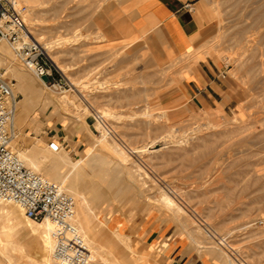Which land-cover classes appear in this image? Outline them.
I'll return each instance as SVG.
<instances>
[{
    "label": "rangeland",
    "instance_id": "1",
    "mask_svg": "<svg viewBox=\"0 0 264 264\" xmlns=\"http://www.w3.org/2000/svg\"><path fill=\"white\" fill-rule=\"evenodd\" d=\"M140 1L24 2L28 27L47 54L66 68L60 71L71 87L43 85L2 42L8 53H0V78L9 85L7 102L15 108L11 146L17 154L39 152L43 165L51 158L61 161L73 189L96 206L94 227L103 238L106 258L117 256L119 264H157L137 228L111 227L116 213L136 223L161 216L186 231L199 249L217 250L224 264H264V0H202L209 32L201 53L179 59L163 37L138 38L133 31ZM201 58L225 73L223 101L210 105L189 96L171 101ZM25 72L34 90L30 101L17 80ZM48 121L64 128L68 139L78 129L85 138L74 144L76 149L53 151L50 140L57 138L48 137ZM165 195L182 209L170 207ZM5 212L0 210V230L11 231L23 257L8 260L3 240L0 264H38L42 240L29 234L21 209L10 219Z\"/></svg>",
    "mask_w": 264,
    "mask_h": 264
},
{
    "label": "built area",
    "instance_id": "2",
    "mask_svg": "<svg viewBox=\"0 0 264 264\" xmlns=\"http://www.w3.org/2000/svg\"><path fill=\"white\" fill-rule=\"evenodd\" d=\"M186 8L193 10L191 4ZM22 0H0V44L7 42L16 58L45 86L68 90L71 83L29 29ZM47 77L48 81H44ZM9 85L0 78V203L11 202L36 222L51 221L53 257L59 264H88L90 249L76 226V200L61 185L25 165L11 146L15 108L7 102ZM53 151L60 146L50 143Z\"/></svg>",
    "mask_w": 264,
    "mask_h": 264
},
{
    "label": "crops",
    "instance_id": "3",
    "mask_svg": "<svg viewBox=\"0 0 264 264\" xmlns=\"http://www.w3.org/2000/svg\"><path fill=\"white\" fill-rule=\"evenodd\" d=\"M186 4H191L193 10L186 8ZM205 13L206 5L202 0H142L134 9L132 28L138 38L163 37L172 56L179 59L195 52L201 53L199 49L209 32ZM202 58L192 71H187L188 78L181 82L183 89L173 93L171 101L177 102L187 96L192 101L210 105L223 101L228 89L226 75L210 60ZM57 124L53 121L47 123L48 137L57 138L50 143L58 144L59 150L76 149L78 145L74 144L85 138L82 130L78 129L72 139H68L67 131ZM111 216L113 229H138L140 241L148 246L157 264H224L217 250L199 249L186 231L161 216H148L137 223L127 215L112 213Z\"/></svg>",
    "mask_w": 264,
    "mask_h": 264
},
{
    "label": "bare ground",
    "instance_id": "4",
    "mask_svg": "<svg viewBox=\"0 0 264 264\" xmlns=\"http://www.w3.org/2000/svg\"><path fill=\"white\" fill-rule=\"evenodd\" d=\"M38 0H22V2H37ZM241 2V1H240ZM25 4V3H24ZM259 4V3H258ZM241 7V6H240ZM248 9V8H247ZM263 9V8H262ZM28 12V11H27ZM257 13V12H256ZM27 14V13H26ZM207 14V13H205ZM262 14V13H261ZM251 17V16H250ZM263 17V16H261ZM260 17V18H261ZM263 19V18H262ZM261 21V20H260ZM264 22V21H263ZM262 24V23H261ZM255 25V24H254ZM260 25V24H259ZM261 26V25H260ZM253 27V26H252ZM30 29V27H29ZM252 32V31H251ZM247 33V32H246ZM263 39V38H262ZM39 40V39H37ZM2 45V44H1ZM5 46H2L0 47V53L2 55H5L6 52L8 53V51H6V47L4 48ZM8 47V46H7ZM47 50L50 48V46L47 45V47H45ZM257 48V47H256ZM263 50V49H262ZM258 52V51H257ZM198 53V52H197ZM252 53V52H251ZM264 54V53H263ZM257 55V54H256ZM50 56V55H49ZM53 56V55H52ZM52 56H50V58L53 60ZM253 56V55H252ZM251 56V57H252ZM258 56V55H257ZM57 58V57H56ZM56 58H54L55 60H53V62L55 63V65L61 70V71H64V66L62 65V63L58 62L56 60ZM10 59V58H9ZM9 66V65H8ZM255 66V65H254ZM263 71V70H262ZM30 73V72H29ZM65 74V73H64ZM258 74V73H257ZM68 76V75H67ZM71 77V76H70ZM18 80V85L20 86L21 90H22V93L24 95V98L27 100V101H30V100H33L34 99V90L32 89L31 87V77L29 76L28 73H20L19 74V79ZM74 81V80H73ZM41 83L43 85L44 82L41 81ZM15 93L13 92L12 96L14 98V95ZM14 101V100H13ZM106 112V111H105ZM104 112V113H105ZM99 115V114H98ZM104 115V114H103ZM110 115V114H109ZM108 115V116H109ZM100 116V115H99ZM102 120V119H101ZM104 120H106L104 118ZM103 122V121H102ZM105 122V121H104ZM107 123V122H106ZM246 123V122H245ZM237 124V123H236ZM248 124V123H247ZM247 126V125H246ZM245 127V126H244ZM238 128V127H236ZM253 128V127H252ZM105 129V128H104ZM245 131V130H244ZM106 132V131H105ZM262 132V131H260ZM247 135V134H246ZM261 137V136H260ZM246 138V137H245ZM116 140V139H115ZM247 141V140H246ZM100 143V142H99ZM243 141H242V146H243ZM246 143V142H245ZM117 144V143H116ZM248 144H249V141H248ZM103 145V143L101 144ZM240 145V146H241ZM246 145V144H244ZM247 146V145H246ZM262 146V145H261ZM264 146V145H263ZM103 147V146H102ZM109 147V146H108ZM252 148V146H251ZM105 150V149H104ZM137 150V149H136ZM58 151H61V150H58ZM124 152V150H123ZM126 152H129V151H125ZM134 153V151H133ZM20 154V155H19ZM18 155L20 156V158L22 159V161L25 163V165L33 170H37V172L39 171L40 173V168L42 166V170H44L46 172V174L52 178L54 181H61L63 184H66L67 186V189L65 190H68L70 191L74 197L79 200L78 201V206L76 205L75 207V219H74V222L76 224V226L78 227L80 233L82 234V236L84 237L85 241L87 242L88 246H89V249H90V260L88 262V264H100V261L102 259H105V261L109 260L110 261V264H119V260L117 258V256L114 258H106L103 254L105 253V248H104V244L102 243L103 242V238L102 239H99V236L97 234V231L94 227V224L95 225H98V222H97V218L94 214V210L96 209V206H92L91 205V202L89 201L87 195H85V193L81 192V191H78V190H74L73 189V183L72 181H70V178H69V174L67 175H64V170H62V163L59 159L57 158H51V161L46 164V165H43L41 163V158H43V156H41V154H39V152H35V151H31V152H26L25 150L24 151H20ZM128 155V154H127ZM127 158L129 159V155L127 156ZM126 156L125 155H122V157L120 158V160L122 162H126ZM132 161V160H131ZM80 162V161H79ZM79 162L75 163V165L73 166L75 168V166H77L78 164H80ZM131 166V165H130ZM68 169V168H67ZM126 169V168H125ZM141 168H139V171H140ZM147 170V169H146ZM73 171V170H72ZM70 171V172H72ZM134 171V170H133ZM138 172V171H137ZM136 173V170L134 172V175ZM142 174V175H141ZM137 175V174H136ZM140 175L143 176V172H140ZM139 176V175H138ZM130 177V176H129ZM139 178V177H138ZM144 178V177H143ZM141 179V178H140ZM129 182V181H128ZM61 185V184H59ZM62 186V185H61ZM63 187V186H62ZM64 189V188H63ZM75 199V200H76ZM164 202H166L170 207H176V209H182L180 208L174 201V199H172L170 196L168 195H165L164 197ZM178 201V200H177ZM179 202V201H178ZM165 203V204H166ZM166 204V205H167ZM181 204V203H180ZM15 207L17 208H20L18 207L17 205H15ZM15 207L12 206L11 202H1L0 203V210L2 212V210H6L5 212V216L7 219H10L12 217V214H15V215H18L19 213V210L16 209ZM175 211V210H174ZM179 211V210H177ZM22 212V210H21ZM182 213V212H181ZM186 213V211H185ZM184 213V214H185ZM1 214V213H0ZM23 214V213H22ZM170 214V213H169ZM193 214V213H192ZM2 215V214H1ZM24 215V214H23ZM194 215V214H193ZM4 216V215H3ZM14 216V215H13ZM2 219V217H1ZM0 219V220H1ZM4 219V218H3ZM191 221V220H190ZM24 222L25 224L28 226L27 230L29 232L30 235L32 236H37L39 237L43 244H44V250L41 251V254H40V258L38 257V261L40 259V262L41 264H59L58 262H56V260L54 259L53 257V251H54V243H53V239L50 235V230L52 229L53 225L51 223V221L49 220H45L43 222H36L30 218H28L27 216H24ZM185 222V221H184ZM202 225V224H201ZM101 235V234H100ZM124 236V235H123ZM122 236V237H123ZM104 237V236H103ZM125 237V236H124ZM214 237V235H213ZM213 239V238H212ZM3 240H6V246L4 247L3 243L1 244L3 247H1L3 249V252L5 253V256L8 258H10V260L12 258H21L23 257V250L21 249V246L13 241L12 239V233L10 230H7V229H3V230H0V241L2 242ZM114 245V243L112 244ZM129 245V244H128ZM122 247V246H121ZM130 247V246H129ZM112 248V247H111ZM119 249V248H118ZM130 250V249H129ZM15 252L16 254L15 255H12L13 252ZM113 251V250H111ZM114 251L116 252L115 248H114ZM113 251V252H114ZM110 252V251H109ZM120 252V251H119ZM2 253V252H1ZM110 254V253H109ZM116 254V253H115ZM122 255V253H120ZM127 257V256H126ZM28 258V257H27ZM9 260V259H8ZM16 260V259H15ZM28 262H30V258H28ZM17 261V260H16ZM21 261V259H20ZM19 261V262H20ZM32 261V260H31ZM38 261H35V262H38ZM9 262V261H8ZM11 262H15V261H11ZM26 261V263H28ZM38 262V264L40 263ZM18 262L14 263V264H17ZM21 263V262H20ZM19 263V264H20ZM34 263V262H33ZM10 264V263H9ZM12 264V263H11ZM30 264V263H29ZM37 264V263H36Z\"/></svg>",
    "mask_w": 264,
    "mask_h": 264
},
{
    "label": "water",
    "instance_id": "5",
    "mask_svg": "<svg viewBox=\"0 0 264 264\" xmlns=\"http://www.w3.org/2000/svg\"><path fill=\"white\" fill-rule=\"evenodd\" d=\"M43 80H44V81H48V78H47V77H43Z\"/></svg>",
    "mask_w": 264,
    "mask_h": 264
}]
</instances>
